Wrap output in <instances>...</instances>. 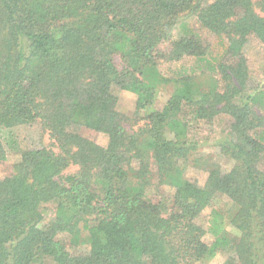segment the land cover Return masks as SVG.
I'll return each instance as SVG.
<instances>
[{
  "label": "trees",
  "instance_id": "1",
  "mask_svg": "<svg viewBox=\"0 0 264 264\" xmlns=\"http://www.w3.org/2000/svg\"><path fill=\"white\" fill-rule=\"evenodd\" d=\"M215 38L226 48L211 62ZM253 42L264 47V0H0V163L4 132L15 146V129L38 125L47 141L0 175V264H209L220 253L225 264H264V81L250 85ZM184 59L206 65L199 76L161 72ZM116 88L135 95L134 121ZM222 115L232 122L215 143L234 165H211L200 185L185 174L199 148L192 133Z\"/></svg>",
  "mask_w": 264,
  "mask_h": 264
},
{
  "label": "rangeland",
  "instance_id": "2",
  "mask_svg": "<svg viewBox=\"0 0 264 264\" xmlns=\"http://www.w3.org/2000/svg\"><path fill=\"white\" fill-rule=\"evenodd\" d=\"M214 1V0H212ZM190 26L202 37L210 40L209 33L202 29L199 24L196 23L195 19H191ZM211 52L209 54V60L211 62H218L224 55L225 44L223 45L219 39H213L212 41ZM246 56L248 59V65L251 69V86H256L264 81V47L257 43L253 42L248 45L246 51ZM119 64L120 61L117 60ZM206 64L199 62L195 59H184L180 62H163L160 65V70L165 77L175 79L181 75L191 74L194 70L197 71L198 76L201 74L202 66ZM174 90V85L169 84L164 86L157 93L153 109L162 110ZM116 95L118 96V110L126 115L130 120L134 121L136 116V97L135 95L123 91L119 88L115 90ZM232 119L229 116H219L214 126L210 129L193 131L192 137L199 144V148L192 154L189 161L185 164V174L186 177L192 181L198 182L200 185H203L208 177V168L211 165H219L224 171H229L232 169L234 163L226 159L220 153V148L216 146L215 138L221 135H225L229 131L230 123ZM14 136L17 139L15 146L10 144V133L4 132L1 134L2 141L8 152V162L0 163V175L5 176L12 172V166L17 163L20 159L21 150L25 149H34L41 148L47 143L45 135L41 131V128L38 125L25 126L18 129H15ZM81 135L86 137L101 146H106L108 144V137L104 134L92 131V130H82ZM75 168L67 170V172H75ZM172 190L168 187H163L161 189V196L166 200H170ZM221 203L215 206L224 207L227 204V199H221ZM48 216L51 215L53 210V205H49ZM211 209L206 210L201 217V223L206 226L207 218ZM74 248V247H72ZM70 248V250L72 249ZM85 249V246H79L76 248L78 251ZM227 253H220L212 262L209 264H225L228 259ZM50 264L51 262H46Z\"/></svg>",
  "mask_w": 264,
  "mask_h": 264
}]
</instances>
